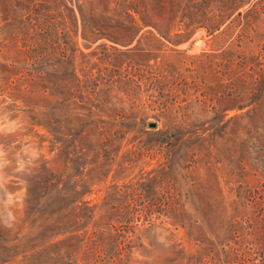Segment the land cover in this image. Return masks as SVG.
<instances>
[{"label": "rangeland", "instance_id": "obj_1", "mask_svg": "<svg viewBox=\"0 0 264 264\" xmlns=\"http://www.w3.org/2000/svg\"><path fill=\"white\" fill-rule=\"evenodd\" d=\"M132 1L0 0V264H264V0Z\"/></svg>", "mask_w": 264, "mask_h": 264}, {"label": "trees", "instance_id": "obj_2", "mask_svg": "<svg viewBox=\"0 0 264 264\" xmlns=\"http://www.w3.org/2000/svg\"><path fill=\"white\" fill-rule=\"evenodd\" d=\"M197 2L196 0H133L132 6L127 9V13L130 17H137L146 25L151 26L155 29L160 35L169 39L174 44H178L179 40L173 38V36H179L178 31L173 32V28L177 23L178 19V10L184 3V7L187 10H190V7L193 3ZM253 0H198L196 6L200 7L204 13L202 16V21L200 22L201 27H207L210 33L216 31L221 24L232 15L233 11L238 8L248 4H251ZM212 3H218L217 5L225 7L226 13H223L224 16L221 20L213 22H206L209 20V16L205 10L211 7ZM194 28H190L189 31L186 30L187 35L193 33ZM173 35V36H172Z\"/></svg>", "mask_w": 264, "mask_h": 264}, {"label": "clouds", "instance_id": "obj_3", "mask_svg": "<svg viewBox=\"0 0 264 264\" xmlns=\"http://www.w3.org/2000/svg\"><path fill=\"white\" fill-rule=\"evenodd\" d=\"M11 219L14 221L15 220V216L11 214ZM11 226V225H8Z\"/></svg>", "mask_w": 264, "mask_h": 264}, {"label": "water", "instance_id": "obj_4", "mask_svg": "<svg viewBox=\"0 0 264 264\" xmlns=\"http://www.w3.org/2000/svg\"><path fill=\"white\" fill-rule=\"evenodd\" d=\"M150 126L154 127V126H156V123L152 122V123H150Z\"/></svg>", "mask_w": 264, "mask_h": 264}]
</instances>
